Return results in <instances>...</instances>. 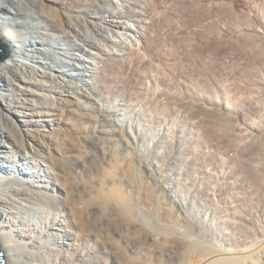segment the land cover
Listing matches in <instances>:
<instances>
[{"label":"bare ground","instance_id":"obj_1","mask_svg":"<svg viewBox=\"0 0 264 264\" xmlns=\"http://www.w3.org/2000/svg\"><path fill=\"white\" fill-rule=\"evenodd\" d=\"M135 1L144 6L147 21L139 36L144 56L129 48V62L106 60L97 71L101 88L118 85L132 95L144 72L158 61L164 64L165 74L190 80L207 91L223 82L227 102L250 117H264V0ZM101 3L0 0V38L10 48L8 58L0 62V249L6 264H87L89 252L102 261L108 246L120 255L118 241L133 230L140 264L146 251L153 256L146 264H264V240L247 251L229 252L194 237L152 231L138 220L121 218L131 214L120 182L130 167V142L90 94L85 84L89 81L75 80L74 71L60 66L51 48H46L54 44L58 33L69 38L70 30L88 18L101 21ZM113 12L108 10L110 15ZM175 19L180 25L173 23ZM77 74L87 73L79 70ZM176 86L187 98L200 92ZM162 97L165 102L159 100ZM151 106L158 114L182 111L191 119L208 115L212 121L203 141L226 155L222 160L210 157L208 164H232L234 172L245 177L235 186L239 191L246 193L243 183L251 179L257 182L256 192H262L256 172H264V165L256 169L254 161L264 159L263 141L238 139L229 131L234 122L217 108L203 110L172 90L162 92ZM88 122L98 131L88 134ZM88 139L97 143L113 167L118 165L113 149L123 144L125 166L116 176L89 180L90 161L97 155L89 149ZM143 179L157 192L159 216L168 224L185 223L179 202L152 171ZM228 187L230 183L218 189L222 198ZM191 230L200 233L197 228ZM90 233L93 238L88 239ZM162 254L169 263L161 259Z\"/></svg>","mask_w":264,"mask_h":264},{"label":"rangeland","instance_id":"obj_2","mask_svg":"<svg viewBox=\"0 0 264 264\" xmlns=\"http://www.w3.org/2000/svg\"><path fill=\"white\" fill-rule=\"evenodd\" d=\"M100 7L101 21L85 18L86 23H77L79 27L70 30L69 38L66 33H58L54 44L47 45L46 48H51L55 61L60 66L74 71L75 80L89 81L85 84L90 94L99 107L125 131L130 142L131 163L129 169L125 170V178L120 182L123 192L129 197L131 214L128 218H121L138 220L152 231L179 233L186 239L189 236L194 237L202 243L213 244L229 252L247 251L261 243L264 240V208L261 207V203H264V172H256L257 178L262 180V192H256L257 182L251 179L243 183L247 192L239 191L235 186L240 185L245 177L239 172L235 173L232 164L217 167L208 164L210 157L217 160L226 158L223 151L221 153L216 147L212 148L203 141L204 130L212 119L206 114L191 119L182 111L158 114L153 110L151 102L162 92L172 90L187 103H193V106L208 111L217 108L218 112L234 122L235 125L229 127V131L238 139L260 140L263 145L264 117H250L243 109L233 107L227 102V86H222L223 82L214 84L213 90L207 91L190 80L175 79L168 72L165 74L164 64L158 61L144 72L140 87L132 95L124 93L118 85L101 88L97 82V71L103 67L106 60L119 59L129 62V48L140 52L139 56H144L139 36L147 21L144 6L136 4L135 0H103ZM108 10L114 12L110 15ZM80 19L84 20L83 15ZM173 23L180 25L181 22L175 19ZM97 28H100V34L97 33ZM262 30L258 29L260 32ZM91 41L97 46L91 45ZM75 44L84 45L86 50L78 49ZM79 70L87 74L78 75ZM120 83L123 81L120 80ZM179 84L191 91L198 89L200 92L197 96L187 98L184 91L177 88L176 85ZM209 84L211 86L213 81ZM159 100L165 102L163 97ZM86 130L88 134L98 131L91 122L86 125ZM87 145L97 155L95 159L92 157L95 161H90V181L97 182L107 176H116L120 168L125 166L122 162V143H118L116 149H113L118 160L115 167L110 165L105 153L98 149L94 140L88 139ZM136 156L146 162L151 170L146 166L144 168ZM262 165L264 159L256 158L254 167L258 169ZM150 171L179 202L186 219L181 226L168 224L159 216L157 192L154 186L143 184L142 181L143 176H147ZM229 183L231 187H228V193L222 198L218 189ZM205 191L208 193L203 194ZM192 228L199 229L200 233L194 234ZM134 232H124V239L120 238L118 241L120 255H115L113 249L108 246L113 252L106 249V254L100 255L102 261L98 256L95 257L93 252H89L90 254L85 256L88 258H85L87 264H140L134 248ZM89 238H93V234L90 233ZM96 251L98 250L94 252ZM72 253L76 255L78 250ZM151 255L152 252L146 251L145 258H153ZM146 259L142 264L147 263ZM161 259L169 263L163 254Z\"/></svg>","mask_w":264,"mask_h":264},{"label":"water","instance_id":"obj_3","mask_svg":"<svg viewBox=\"0 0 264 264\" xmlns=\"http://www.w3.org/2000/svg\"><path fill=\"white\" fill-rule=\"evenodd\" d=\"M10 48L9 45L6 44L1 38H0V62L4 59H7L9 56ZM0 264H6L5 257L3 252L0 249Z\"/></svg>","mask_w":264,"mask_h":264}]
</instances>
